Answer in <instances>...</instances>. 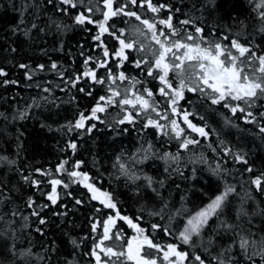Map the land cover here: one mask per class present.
<instances>
[{
    "label": "trees",
    "instance_id": "trees-1",
    "mask_svg": "<svg viewBox=\"0 0 264 264\" xmlns=\"http://www.w3.org/2000/svg\"><path fill=\"white\" fill-rule=\"evenodd\" d=\"M74 2L76 8L61 0H0V70L6 73L0 75V264H97L92 253L102 239L99 225L114 216L116 209L91 199L82 177H71L72 171L87 174L89 183L111 194L120 215L145 229L154 243L163 248L174 244L187 252L185 264H199L196 255L206 264H217L215 257H231L233 264H264L259 255L248 260L239 246L241 239H247V251L252 253L264 245V97L255 99L251 107L231 101L245 108L233 114L224 102L213 104L207 95L186 87L176 107L187 111L193 124L205 128L208 136L202 137L187 127L182 115L172 113L171 90H167L169 96H162L159 88L165 86L147 75L153 60L147 48L126 50L129 59L122 64L115 56L119 51L116 36L149 43L151 34L141 21L122 14L112 17L108 24L115 36L105 33L101 45L95 39L98 24L86 21L81 25L75 17L84 13L93 21H102L107 10L104 0ZM152 2L169 5L170 10L166 7L153 13L144 0H137L136 5L117 0L128 3L125 11L137 12L141 20L155 22L165 33L170 30L158 21L172 16L180 30L174 39L192 34L202 46L219 42L228 48L238 41L251 49L248 56L264 55V15L259 16L249 0ZM184 20L190 23L184 25ZM136 28L147 36L134 35ZM196 28L203 32L197 33ZM104 46L108 57L103 55ZM151 46L158 47L154 42ZM231 51L239 55L236 49ZM136 60L141 61L139 68ZM98 61L107 67L101 68ZM85 71H95L105 83L83 76ZM119 72L139 83L133 86L130 79H117L113 84L111 76ZM169 79L174 88L179 87L173 74ZM187 83L191 86V81ZM110 87L122 94L108 105L99 98L111 97ZM125 88L129 89L127 98L134 99L133 92L142 94L156 111L149 109L145 115L139 105L135 109L121 105ZM144 89L153 96L148 97ZM98 103L106 108L96 114L99 119H87L83 128H76L81 114L91 116ZM128 112L134 122L118 123ZM164 115L169 119H163ZM149 117L164 127L148 126ZM173 119L184 128V136L174 138ZM184 138L199 143L185 149L180 143ZM258 177L260 188L253 183ZM52 179L68 185L56 186L55 204L48 199ZM229 186L234 191L222 209L184 244L179 234L188 220ZM94 224L98 225L95 230ZM112 231L118 249L137 235L120 219ZM117 231L120 240L115 238ZM105 261L113 264L106 257Z\"/></svg>",
    "mask_w": 264,
    "mask_h": 264
},
{
    "label": "snow or ice",
    "instance_id": "snow-or-ice-1",
    "mask_svg": "<svg viewBox=\"0 0 264 264\" xmlns=\"http://www.w3.org/2000/svg\"><path fill=\"white\" fill-rule=\"evenodd\" d=\"M61 3L70 5L72 8L77 7V3L74 2V0H61ZM129 3L131 5H136L137 0H129ZM114 4H116L115 8ZM144 4H146L147 8L153 13H159L161 9L166 7L170 10L169 5H157L154 4L152 0H144ZM104 6L107 10L103 12L102 21H93L84 13H80L75 17L76 22L81 25H83L86 21L88 23H97L99 27V34L95 37V39L97 41H101V37L105 33L115 36V32L110 31V26L108 24L112 17L122 14L126 17H135L137 21H141L147 29V33L151 34L150 37H147L149 43H140L138 40L128 41L116 36V39L119 42V51L115 52V56L122 64L123 61H128L129 59L126 54V50L135 49L138 52H143L145 48H147L153 57L152 64H150L147 69V75L153 79H158L160 83L165 86L159 88V93L162 96H169V91L167 90H171V111L175 115H182L183 122L189 129H191L192 132L198 133L202 137L208 136V132L205 131L204 127L197 126L189 120L190 114L187 111L181 112V110L176 107L177 102L180 99H183L186 87L188 91H199L202 95H207L213 104H221L224 102V106L230 107L233 114L237 111L244 112L245 108L241 107L239 103L232 105L231 101L243 102L251 107L255 99L264 97V55L257 57L254 53H252V55L248 56L247 54L251 52V49L241 45L238 41L231 42V48L236 49L239 53L237 56L232 53L231 48L225 47L219 42H213L209 43L207 46H202L201 43L196 42L198 38L192 34H186L180 39H174V37L180 36V30L173 25L172 16H168L166 19H160L158 21L160 25H164L168 30H170L168 33H165L164 31L157 29V24L155 22H150L148 19L141 20V16L138 15L137 12L125 11V8L128 7V3H117V0H104ZM140 6L143 7L144 5L141 4ZM87 11L91 12L92 9L88 8ZM181 23L187 25L190 21L184 20ZM119 31L122 34L124 32L123 29H120ZM195 31L197 33H202L203 29L196 28ZM133 34L147 36V34L139 28H136ZM161 37H165V39H161ZM199 39L202 40L203 37L201 36ZM186 41H192V43H188ZM153 42L158 47H152L151 45ZM102 44L103 42L101 41V45ZM103 55L105 57L109 56V50L106 46L103 47ZM91 59L92 58L89 57V60ZM257 61L258 64L256 63ZM143 62L145 64L149 63L147 60ZM98 63L101 68L107 67L104 61H98ZM135 66L139 68L141 66V61L136 60ZM21 67L26 66L21 65ZM52 67L56 68V65L53 64ZM170 73L173 74L175 79L179 81L178 88L173 87V84L169 79ZM0 75H6V73L0 70ZM83 76H90L94 82L99 84L105 83L103 79L97 78L95 71H85ZM117 79L120 81L130 79L133 86L136 83H139V81H137L134 77L129 78L126 76L124 72H119L118 75L111 76L113 84L116 83ZM188 81H191V86L187 83ZM110 90L112 92L111 97L106 99L104 96H101L99 98L101 101H105L108 105L113 104L115 102L114 98L120 97L122 94L121 91L111 89V87ZM81 91H83V89H81ZM144 91L147 93L148 97L153 96V92L151 90L144 89ZM128 92L129 89L125 88V98L119 101L121 105H131L133 109L139 105L145 115H147L149 109L156 111L153 104L150 103L149 99H147L144 95L133 92L132 96L134 99H129L127 98ZM88 94L90 95L91 93L89 92ZM105 110L106 108L98 103L92 110L91 116L85 117L81 114V117L75 124V127L83 128L85 126V120L87 119H99L96 114L104 112ZM157 115L159 116L160 113L157 112ZM247 115L252 116V113L248 112ZM162 118L165 120L169 119L167 115H164ZM134 120L135 117L133 114L128 112V114L123 119L118 121V123L123 124L126 121L128 123H132ZM147 125L158 129H162L164 127V125H161L158 120H153L150 117L147 119ZM170 125L172 131L175 133L174 138L184 136L185 130L180 126L177 120H171ZM92 127H94V125ZM261 131H264V128H262ZM180 143L181 146L186 149L190 144H197L199 141L193 138H184L180 141ZM71 147L75 149L76 145L72 144ZM239 159L242 160L243 158L240 157ZM244 162L246 163V161ZM76 167H79V164H77ZM59 168L60 170H63L64 164H61ZM249 171H251V169H249ZM69 175L71 177H82L81 182H83L84 186L92 193L91 199L99 200V202L107 209H116L114 216L109 215L102 225H99L103 229L102 239L96 244L92 253L96 257L97 264H100L101 256L96 249L103 252L105 256L110 258L115 257L117 261H120V264H127L128 261H131L132 264H157V260L152 258L151 250L162 251L164 253V260H167L169 264H184V261L189 259V254L187 252L179 251L178 246L174 244L167 245V251H164L160 245L154 243L152 239L144 234L145 229L141 228L137 223H134L132 219L126 216H121L119 210L117 209V204L113 202L111 194L102 192L100 189L95 187L94 184L89 183L88 181L90 178L87 174L72 171ZM50 183L53 187L48 199L55 204L58 199L56 186L63 184V181L60 179H52ZM253 183L257 188H260L261 179L258 177L253 181ZM63 186L66 188L68 185L63 184ZM233 191L234 188L229 186L223 194L216 196L206 208L198 211L193 218L188 220V226L185 227L179 234L184 244H189L193 235L200 234L209 218L216 215L217 211L222 209L228 195ZM33 214L38 215V213ZM117 219L126 221L127 224L131 228L135 229L137 233L136 236L132 237V239L127 242L126 248L121 251H116L113 246H107L105 244L106 241L113 239L112 229L115 227ZM40 223H44V221L41 220ZM97 226L98 225L94 224L93 230H95ZM152 227L155 229L158 226L153 225ZM115 238L117 240L122 239V235L119 231L115 233ZM239 246L248 260H251L252 257L256 255H259L262 259H264V245L252 253H248L247 251L249 247V241L247 239H241ZM224 251H230V248L225 249ZM171 257H176V260L173 261ZM194 259L199 261V264H206L205 260L199 255H196ZM214 259L217 260V264H233L231 257L227 260L222 259L221 257H215ZM104 264H108V261H105ZM113 264H115V261H113Z\"/></svg>",
    "mask_w": 264,
    "mask_h": 264
},
{
    "label": "flooded vegetation",
    "instance_id": "flooded-vegetation-1",
    "mask_svg": "<svg viewBox=\"0 0 264 264\" xmlns=\"http://www.w3.org/2000/svg\"><path fill=\"white\" fill-rule=\"evenodd\" d=\"M112 234H114L113 231H112ZM131 239H132V238H129V239H127V240L125 241V246H124L123 249H118V248H119V243H118V242H114L113 239L110 240V241H106L105 244H106L107 246H113V247L115 248L116 251H121V250H124V249L126 248L127 242L130 241ZM119 240H120V239H119ZM99 241H100V240H99ZM161 248H163V247H161ZM163 249H164V251H165V250H167V247H164ZM97 250L99 251V254H101V255H100V256H101V260H103V259H102V256H103L102 252H100L99 249H97ZM151 251H152V250H151ZM162 254H164L162 251H156V250H153V252H152V258H155V259L157 260V264H169V262H167L166 260H164ZM173 258H174V257H172L171 259H173ZM109 259L111 260L112 257L109 258ZM121 259H123V258H121ZM101 262H102V261H101ZM100 264H103V262L100 263ZM127 264H132V262H131V261H128ZM184 264H185V262H184Z\"/></svg>",
    "mask_w": 264,
    "mask_h": 264
},
{
    "label": "rangeland",
    "instance_id": "rangeland-1",
    "mask_svg": "<svg viewBox=\"0 0 264 264\" xmlns=\"http://www.w3.org/2000/svg\"><path fill=\"white\" fill-rule=\"evenodd\" d=\"M249 2L253 5V8H254V11L259 15V16H263L264 15V0H249ZM195 215H193L191 218H193ZM188 225L186 224L185 227H187ZM184 227V228H185ZM182 240V239H181ZM167 251V250H165ZM103 256H102V259H104V257H107L105 256V254L102 252ZM101 255V254H100ZM164 254H162L163 256ZM172 258V257H171ZM173 261L176 260V257H174L172 259ZM102 261V260H101ZM100 261V263H102ZM167 261V260H166ZM168 262V261H167Z\"/></svg>",
    "mask_w": 264,
    "mask_h": 264
},
{
    "label": "bare ground",
    "instance_id": "bare-ground-1",
    "mask_svg": "<svg viewBox=\"0 0 264 264\" xmlns=\"http://www.w3.org/2000/svg\"><path fill=\"white\" fill-rule=\"evenodd\" d=\"M183 230H184V229H183ZM106 258L109 259L110 257L107 256ZM109 260H110V259H109ZM110 261H111V262L115 261V263H119V261H117L115 257H112V259H111ZM119 264H120V263H119Z\"/></svg>",
    "mask_w": 264,
    "mask_h": 264
}]
</instances>
